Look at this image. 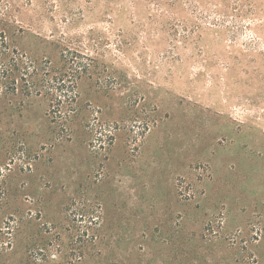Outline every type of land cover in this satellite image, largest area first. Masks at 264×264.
<instances>
[{
    "label": "rangeland",
    "instance_id": "rangeland-1",
    "mask_svg": "<svg viewBox=\"0 0 264 264\" xmlns=\"http://www.w3.org/2000/svg\"><path fill=\"white\" fill-rule=\"evenodd\" d=\"M243 2L11 0L19 49L57 63L64 35L100 64L64 126L1 92L0 264H264V0Z\"/></svg>",
    "mask_w": 264,
    "mask_h": 264
},
{
    "label": "trees",
    "instance_id": "trees-1",
    "mask_svg": "<svg viewBox=\"0 0 264 264\" xmlns=\"http://www.w3.org/2000/svg\"><path fill=\"white\" fill-rule=\"evenodd\" d=\"M200 0H185L188 7L196 11ZM206 5H214L213 13L222 11L231 12L236 17L245 14H256V7L245 4L243 0H202ZM222 7H219L218 2ZM30 3V0H27ZM173 7V6H172ZM220 9V10H219ZM16 10L12 7L11 0H0V95H17L21 93L24 97H44L55 103L62 126L68 124L77 114V99L79 97L78 83L84 77L92 76V69L98 67L99 59L96 56L85 54L76 47L72 39L61 35L54 39V46L59 50V61L54 63L50 57L37 58L33 53L19 49L9 39V28L13 26L12 18ZM211 15V14H210ZM216 25V24H215ZM16 34L21 31L15 26ZM95 52L100 54L101 43L94 42L91 45ZM1 124V121H0ZM102 129V128H101ZM0 125V138H1ZM24 156L29 155L23 153ZM0 154V217L5 214L13 195L9 175L11 172L10 163H3ZM15 213H9L0 223V259L13 241V235L19 230L16 224ZM23 220V218H20ZM16 222V223H15Z\"/></svg>",
    "mask_w": 264,
    "mask_h": 264
}]
</instances>
